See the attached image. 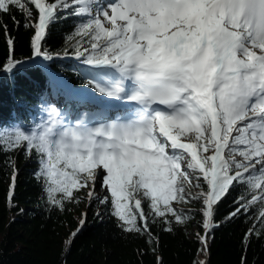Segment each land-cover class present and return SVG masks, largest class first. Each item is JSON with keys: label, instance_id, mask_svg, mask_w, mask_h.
<instances>
[{"label": "snow or ice", "instance_id": "1", "mask_svg": "<svg viewBox=\"0 0 264 264\" xmlns=\"http://www.w3.org/2000/svg\"><path fill=\"white\" fill-rule=\"evenodd\" d=\"M12 8L32 30V56L44 60L53 58L43 47L51 25L75 18L66 42L95 70L89 86L117 112L73 121L42 105L47 118L39 123L0 126V150L35 153V175L52 205L63 208L84 188L89 203L107 205L108 196L95 191L102 169L101 189L127 232L151 236L149 215L183 223L184 211L172 202H187V193L202 203L207 234L215 207L236 183L246 191L226 219L261 202L264 224V0H0V13ZM21 63L8 59L0 71ZM15 178L13 165V187Z\"/></svg>", "mask_w": 264, "mask_h": 264}, {"label": "trees", "instance_id": "2", "mask_svg": "<svg viewBox=\"0 0 264 264\" xmlns=\"http://www.w3.org/2000/svg\"><path fill=\"white\" fill-rule=\"evenodd\" d=\"M29 7L35 18L37 10L32 5ZM75 23L76 19L69 17L52 24L43 47L55 56L48 63L49 68L73 85L89 86L87 81L96 73L79 58L69 57L74 55L75 45L66 42V37L73 32ZM24 25L25 14L20 10L12 8L9 13H0V68L8 59L22 61L32 56V30ZM8 39L14 41L12 46L7 43ZM65 49L69 55L64 54ZM52 89L59 88L40 65L23 64L20 70L1 74L0 126L35 124V117L39 116L37 105L50 103L46 94ZM38 168L34 152L27 156L23 148L0 150V264H199L207 258V264H242V260L244 264H264V224L257 219L262 203L257 202L248 212L242 210L226 219L239 206L237 198L246 191L238 183L218 202L213 218L215 226L207 234L200 211L202 203L186 193L187 202H172L175 209L184 211L187 217L184 222L149 215V236L120 227L118 219L111 214L107 190L103 191V196L109 198L107 205L97 201L89 203L88 188L75 192L79 199L64 201L63 208L52 205L35 175ZM142 208L149 211L143 199ZM82 213L87 214L85 225L66 244L79 227ZM137 222L142 226L139 219ZM249 229L254 231L246 241ZM201 236L205 237L206 251L199 239Z\"/></svg>", "mask_w": 264, "mask_h": 264}, {"label": "rangeland", "instance_id": "3", "mask_svg": "<svg viewBox=\"0 0 264 264\" xmlns=\"http://www.w3.org/2000/svg\"><path fill=\"white\" fill-rule=\"evenodd\" d=\"M97 171H98V173H99L100 175H99V177H98V181H97L96 184H95V191H96L97 193H99L101 196H103V191L106 190V188L103 189V190L101 189V183H102V179H103V174H104V173H103V170H102V169H98ZM89 186L92 187V183H91V182H89ZM191 190L194 191V192H198V191H200V189L195 188V187H192Z\"/></svg>", "mask_w": 264, "mask_h": 264}, {"label": "water", "instance_id": "4", "mask_svg": "<svg viewBox=\"0 0 264 264\" xmlns=\"http://www.w3.org/2000/svg\"><path fill=\"white\" fill-rule=\"evenodd\" d=\"M207 261H208V258L206 259L205 264H207Z\"/></svg>", "mask_w": 264, "mask_h": 264}]
</instances>
